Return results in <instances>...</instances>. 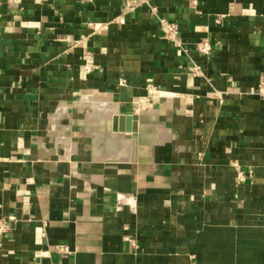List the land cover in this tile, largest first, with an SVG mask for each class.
<instances>
[{"label":"crops","instance_id":"1","mask_svg":"<svg viewBox=\"0 0 264 264\" xmlns=\"http://www.w3.org/2000/svg\"><path fill=\"white\" fill-rule=\"evenodd\" d=\"M263 72L264 0H0V264H264Z\"/></svg>","mask_w":264,"mask_h":264},{"label":"built area","instance_id":"2","mask_svg":"<svg viewBox=\"0 0 264 264\" xmlns=\"http://www.w3.org/2000/svg\"><path fill=\"white\" fill-rule=\"evenodd\" d=\"M160 30L163 33L164 38L173 42L176 46H178V25L174 22H170L164 18L158 19ZM198 50L203 53H208L210 51V46L207 43H201L198 46ZM252 95L257 96L261 100H264V72L261 73L258 77V81L256 87L250 91ZM235 171L237 180H242L244 174L241 170L238 169V165L235 163ZM7 223L4 218L0 217V236L6 231ZM58 250L62 253H69V248L65 245L58 246Z\"/></svg>","mask_w":264,"mask_h":264},{"label":"bare ground","instance_id":"3","mask_svg":"<svg viewBox=\"0 0 264 264\" xmlns=\"http://www.w3.org/2000/svg\"><path fill=\"white\" fill-rule=\"evenodd\" d=\"M89 105L90 107H92L94 110L98 111V113H101L103 110H107L108 108L111 107V103L109 102L110 100H108L107 98V102L105 101H97L94 97V99L92 98H85L84 99ZM103 107V108H102ZM116 108L113 106L112 110H115ZM116 111V110H115ZM101 115V114H99ZM103 121V119H101ZM92 122V121H91ZM91 124V123H90ZM89 124V125H90ZM103 125V124H102ZM99 127V126H98ZM100 128V127H99ZM151 128V127H150ZM90 130V129H89ZM158 131V130H157ZM155 132V131H154ZM160 132V131H159ZM145 134V133H144ZM141 142V141H140ZM155 143V142H154Z\"/></svg>","mask_w":264,"mask_h":264},{"label":"water","instance_id":"4","mask_svg":"<svg viewBox=\"0 0 264 264\" xmlns=\"http://www.w3.org/2000/svg\"><path fill=\"white\" fill-rule=\"evenodd\" d=\"M121 120V119H120ZM136 120V116H133V117H127L126 118V123H127V126L126 127H123L122 125L121 126H119V131H122V130H126V131H130V132H132L133 133V136H134V133H135V131H136V126H135V124L133 123V125L130 127V122L131 121H135ZM121 121H123V120H121ZM115 123H116V119H114V126H113V129H114V131H116L117 130V128H116V126H115ZM122 123V122H121Z\"/></svg>","mask_w":264,"mask_h":264},{"label":"rangeland","instance_id":"5","mask_svg":"<svg viewBox=\"0 0 264 264\" xmlns=\"http://www.w3.org/2000/svg\"><path fill=\"white\" fill-rule=\"evenodd\" d=\"M103 108V107H102Z\"/></svg>","mask_w":264,"mask_h":264}]
</instances>
